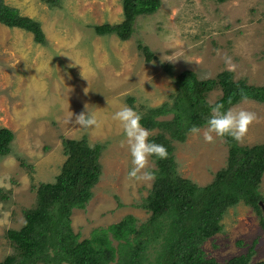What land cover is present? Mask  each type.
Segmentation results:
<instances>
[{
    "label": "rangeland",
    "instance_id": "rangeland-1",
    "mask_svg": "<svg viewBox=\"0 0 264 264\" xmlns=\"http://www.w3.org/2000/svg\"><path fill=\"white\" fill-rule=\"evenodd\" d=\"M3 1L36 19L45 41H34L23 28L0 24V125L13 131L10 150L0 155V259L13 252L4 232L21 225L23 208L34 201L32 185L51 181L58 172L65 157L63 137L103 142L91 197L83 208H72L69 216L80 237L90 231L100 235V226L126 213L138 220L147 216L136 203L151 181L129 178L132 157L112 117L125 106L141 113L171 101L173 74L161 63H169L173 73L189 68L204 78L228 68L227 57L235 65V78L264 82V0H160L156 10L135 17L127 39L96 34L92 28L93 23L119 21L120 0ZM137 43L146 44L154 57L145 60ZM15 63V69L9 66ZM219 93L215 87L206 99L212 101ZM229 108L256 115L243 143L264 141V102L244 98ZM82 112L95 115L97 126L77 125L75 116ZM206 127L172 141L177 172L197 184L208 182L226 157L223 138L204 141ZM19 157L31 168L20 165ZM153 165L150 158L149 168ZM258 189L264 196V172ZM220 221L221 229L202 243L207 256L223 261L254 240L250 260L264 258V230L249 205L239 201L229 206Z\"/></svg>",
    "mask_w": 264,
    "mask_h": 264
},
{
    "label": "trees",
    "instance_id": "trees-1",
    "mask_svg": "<svg viewBox=\"0 0 264 264\" xmlns=\"http://www.w3.org/2000/svg\"><path fill=\"white\" fill-rule=\"evenodd\" d=\"M159 3L160 0H120L121 19L93 23V31L115 33L120 39H127L135 17L153 12ZM0 23L30 31L34 41H45L36 19L21 14L16 6L3 0H0ZM137 46L145 60L152 58L153 52L146 44ZM161 67L173 74L171 101L148 106L139 113L143 127L156 129L150 141L164 145L168 151L167 159L151 157L154 165L148 170L155 173V179L136 203L148 212L147 216L138 220L126 213L100 226V235L90 231V235L80 237L72 229L69 216L72 208H83L91 197V188L100 173L103 142L89 144L84 136L63 137L65 157L59 170L53 180L32 185L34 201L23 208L21 225L5 229L13 252L4 255L0 264H264V258L250 260L254 240L244 251L223 261L207 256L202 247L205 239L221 229L225 210L239 201L253 209L264 230V196L258 189L264 172V141L246 144L223 138L225 162L204 184L177 172L172 142L184 140L193 125H207L211 108L217 103L226 110L244 98L264 102V82L253 84L243 77L235 78L228 68L214 76L198 78L189 68L173 73L169 63L163 62ZM215 87L220 93L208 101L206 94ZM131 100L128 96L127 101ZM165 114L170 116L158 118ZM12 138L13 131L0 125V155L10 150ZM18 159L20 165L31 168L22 158ZM116 204L122 203L116 198Z\"/></svg>",
    "mask_w": 264,
    "mask_h": 264
},
{
    "label": "clouds",
    "instance_id": "clouds-1",
    "mask_svg": "<svg viewBox=\"0 0 264 264\" xmlns=\"http://www.w3.org/2000/svg\"><path fill=\"white\" fill-rule=\"evenodd\" d=\"M225 63L228 65L229 71L235 69V65L230 62V58L226 57ZM9 66L15 69L16 63ZM112 118L119 122L132 157V168L128 173L129 178L135 181L154 180L155 173L148 170L150 158L167 159L168 151L166 147L150 141L151 133L142 126V116L133 108L125 106L116 111ZM255 120L256 115L253 112L232 108L225 110L223 104L217 103L211 108L207 127L203 131L204 141L214 143L216 137H230L237 143H243L250 126ZM75 123L88 129L97 126L98 121L95 115H86L85 112H82L75 116ZM200 131L201 129L196 125L190 128V132L193 134H198Z\"/></svg>",
    "mask_w": 264,
    "mask_h": 264
},
{
    "label": "crops",
    "instance_id": "crops-1",
    "mask_svg": "<svg viewBox=\"0 0 264 264\" xmlns=\"http://www.w3.org/2000/svg\"><path fill=\"white\" fill-rule=\"evenodd\" d=\"M14 6V5H13ZM0 24H2V23H0ZM4 25V24H3ZM137 207H140V206H137ZM140 208H142V207H140ZM143 210H144V208H142Z\"/></svg>",
    "mask_w": 264,
    "mask_h": 264
},
{
    "label": "water",
    "instance_id": "water-1",
    "mask_svg": "<svg viewBox=\"0 0 264 264\" xmlns=\"http://www.w3.org/2000/svg\"><path fill=\"white\" fill-rule=\"evenodd\" d=\"M153 57H154V54H153Z\"/></svg>",
    "mask_w": 264,
    "mask_h": 264
}]
</instances>
